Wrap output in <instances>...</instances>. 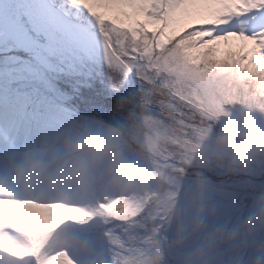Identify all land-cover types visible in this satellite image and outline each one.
<instances>
[{"label": "snow or ice", "instance_id": "snow-or-ice-1", "mask_svg": "<svg viewBox=\"0 0 264 264\" xmlns=\"http://www.w3.org/2000/svg\"><path fill=\"white\" fill-rule=\"evenodd\" d=\"M214 78L226 100L264 109V0H0V169L57 153L77 128L114 120L129 99L169 110L185 129L170 158L179 168L196 130L194 97ZM200 185L208 227L232 235L264 204V168L209 173ZM67 196H0V247L27 264H84L79 248L99 247L122 264L140 243L123 238L137 231L123 202L87 187ZM166 264H264V230L228 247L213 248L210 235L188 240Z\"/></svg>", "mask_w": 264, "mask_h": 264}, {"label": "rangeland", "instance_id": "rangeland-1", "mask_svg": "<svg viewBox=\"0 0 264 264\" xmlns=\"http://www.w3.org/2000/svg\"><path fill=\"white\" fill-rule=\"evenodd\" d=\"M225 48L224 43L220 42L217 55H223ZM254 67H259V65ZM221 92L224 94L222 90ZM136 100L141 106L145 105L139 99ZM231 101L241 106L244 115H251L248 119L253 120L244 121L237 118L238 122L235 123L231 108L225 107V101L217 90H201L199 94L195 95L193 107L206 120L196 123L194 138L189 141L186 156L179 168L172 163L170 158L179 150V147H182L179 142L185 139V129L176 122L173 114L167 109H152L154 113L144 109L136 110L130 115L139 119L136 124L132 123L131 128L133 125L139 126L137 130H131L129 133L131 145L121 147L127 154H120L123 159L109 167L110 172L107 175L106 183L99 182V177H97L104 154L95 151V147H100V149L104 148L103 145L106 148L114 147L120 137V130L96 123L88 124L89 126L82 131L77 128L71 138L65 139L59 144L60 154L66 157L62 162L58 161L57 154H48L40 161L21 157L17 162V166L21 165L17 171L20 173L31 171L36 165L41 166L46 160H50L49 166L53 164L62 166L59 173L66 175L67 186L64 189L68 191V194L80 192L87 187L105 200L119 198L123 203L118 210L125 217L128 229H132L133 225H136V232H138V227L146 225L150 220H155L160 225L164 222L162 238L156 240L155 246L152 245L148 249L149 252L134 245L130 254L123 257V264L134 262L135 260H132L134 254H139L137 261L143 258L140 264H163L158 256L172 242L184 243L188 240H197L219 231V226L208 227L210 211L206 207L202 208L201 185L200 182L192 179V173L212 171L215 174H229L227 171L229 156L232 152L239 150L242 144L235 143L231 139L232 142L229 143L226 135H220L217 130L213 132L211 130L213 122H217L221 128L227 124L232 132L238 135H241L243 129L250 127L257 134L264 136V117L260 119L258 115L259 112L264 114V109L235 97ZM213 104H220V110L212 111L209 106ZM144 107L147 108L146 105ZM225 116L228 117L227 120H225ZM167 117L173 120L167 122L165 119ZM208 122L211 123L206 125ZM104 138L107 139L106 142L102 141ZM92 143L95 147L91 146ZM81 145L84 146L83 149H80ZM128 155L143 166L151 178L153 186L144 185V179L139 175V172H134L132 167L127 164ZM256 168H264L260 164L259 158L253 162L249 170ZM236 173L239 172H232V174ZM164 179L166 183L164 191H161L160 181ZM67 198L69 197L67 196ZM133 214L138 217L143 214V218L132 220ZM244 219L239 223L238 228ZM64 231L65 226L63 225L55 228L51 232L50 237L52 238H49L46 243L51 244ZM136 232H126L124 236L131 240L137 237ZM147 232L148 229L145 231L146 235ZM143 237L145 236H142L141 239ZM21 239L25 238L21 237ZM122 247L127 246L122 245ZM173 250L175 251L176 248ZM79 255L84 264H109V257L106 256L103 248L89 249L81 246ZM112 260L114 261V259ZM0 261L4 264H27L26 260L2 247H0Z\"/></svg>", "mask_w": 264, "mask_h": 264}, {"label": "clouds", "instance_id": "clouds-1", "mask_svg": "<svg viewBox=\"0 0 264 264\" xmlns=\"http://www.w3.org/2000/svg\"><path fill=\"white\" fill-rule=\"evenodd\" d=\"M219 87V79L214 78L208 91H216ZM242 147L230 154L227 162L229 173H245L249 170L254 161L259 158V162L264 166V136L257 134L250 127L242 130ZM264 230V204L258 199L253 208V214L246 217L238 228L236 235L229 231L219 230L210 235V241L215 247H228L232 245L237 236L249 235L253 232Z\"/></svg>", "mask_w": 264, "mask_h": 264}, {"label": "bare ground", "instance_id": "bare-ground-1", "mask_svg": "<svg viewBox=\"0 0 264 264\" xmlns=\"http://www.w3.org/2000/svg\"><path fill=\"white\" fill-rule=\"evenodd\" d=\"M61 142H64V140H62ZM58 153H60V147H59ZM26 176L27 175H25L24 177H26ZM24 177H22V178H24ZM8 178L10 179V177H5L4 176L3 179L6 180V182L0 183V196H12V195L25 196V195L31 194L32 192H34V191H36L38 189H44V188H41V187H38V188H36V187H34V188H25V186H21L22 188H20V187H13L10 184V182L7 184V182L9 181ZM30 180H35V178L30 177ZM76 182L79 183L78 181H76ZM44 190H46V189H44ZM48 192H50V191H48ZM50 193L52 195L58 197V198H66V196H65V194H64L63 191H56V192H50Z\"/></svg>", "mask_w": 264, "mask_h": 264}, {"label": "trees", "instance_id": "trees-1", "mask_svg": "<svg viewBox=\"0 0 264 264\" xmlns=\"http://www.w3.org/2000/svg\"><path fill=\"white\" fill-rule=\"evenodd\" d=\"M160 224L157 223L155 220H150L148 221V223H146V225L144 226H140V233H144L147 229L153 231L156 226H159ZM185 244L180 243V242H172V244H169L168 247L164 250V252L162 254H160L158 256V258L162 261L163 264H166L169 255L174 252V248H182L184 247ZM108 255V257L111 259V263L113 262L112 259H114V257H112L111 255H109L108 253H106ZM122 264H123V260H122Z\"/></svg>", "mask_w": 264, "mask_h": 264}]
</instances>
